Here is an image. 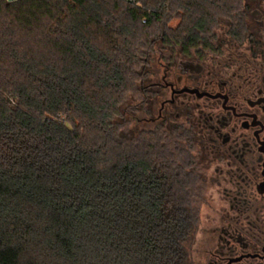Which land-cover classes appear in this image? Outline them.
I'll return each mask as SVG.
<instances>
[{
	"label": "trees",
	"instance_id": "trees-1",
	"mask_svg": "<svg viewBox=\"0 0 264 264\" xmlns=\"http://www.w3.org/2000/svg\"><path fill=\"white\" fill-rule=\"evenodd\" d=\"M236 2L0 0V264H183L163 135L119 129L150 54L203 44Z\"/></svg>",
	"mask_w": 264,
	"mask_h": 264
},
{
	"label": "flooded vegetation",
	"instance_id": "flooded-vegetation-1",
	"mask_svg": "<svg viewBox=\"0 0 264 264\" xmlns=\"http://www.w3.org/2000/svg\"><path fill=\"white\" fill-rule=\"evenodd\" d=\"M204 38L168 57L159 46L153 72L145 60L143 121L186 141L194 189L171 164L183 209L191 196L190 264H264V0H237Z\"/></svg>",
	"mask_w": 264,
	"mask_h": 264
},
{
	"label": "rangeland",
	"instance_id": "rangeland-1",
	"mask_svg": "<svg viewBox=\"0 0 264 264\" xmlns=\"http://www.w3.org/2000/svg\"><path fill=\"white\" fill-rule=\"evenodd\" d=\"M179 21L175 20L173 21L170 26L176 27L178 25ZM160 47H157L156 50H154L152 55V62L153 65L150 66L151 72H153L156 68L155 62L157 60V57L160 56ZM169 49V48H168ZM163 47V51H165ZM173 51V48L171 50H167L165 55L170 56L169 53ZM177 52V50L175 51ZM164 55V56H165ZM164 64H167V59L164 58L162 60ZM145 72V70H144ZM162 73V71H161ZM150 81L155 80V74H150L146 76V81L149 79ZM145 78V76H144ZM149 83V81H148ZM147 84V83H146ZM144 84V86L146 85ZM151 98V93L146 94L142 91V87L137 92H131L127 95V99L124 105V121L121 123L119 132H120V139L124 141L127 144H134L135 142H138L141 140V135L143 134H150L153 133L154 135H157L160 131V126L158 124H151L148 125L143 121L144 118V112H146V100L147 98ZM163 130V129H162ZM165 135L163 138L165 139V143L162 150H159L158 152V158L160 161L164 162H170L175 165L176 169L181 172V174L185 177L186 180H188L190 183L192 181L193 183V189L194 185H197V182L192 179V176L189 175V171L191 169V166L189 165L190 155L186 153L188 151V148L186 146V141L183 137L179 136L180 133L177 130H164ZM163 139V142H164ZM189 175V176H188ZM191 179V181H190ZM201 186V185H199ZM196 189V188H195ZM205 190L203 187L200 188ZM191 196L189 195V200L187 203L184 204L185 209V220L190 228V208H191ZM189 237L184 245V251H183V257L182 262L183 264H190V258L192 252H190L189 248Z\"/></svg>",
	"mask_w": 264,
	"mask_h": 264
},
{
	"label": "built area",
	"instance_id": "built-area-1",
	"mask_svg": "<svg viewBox=\"0 0 264 264\" xmlns=\"http://www.w3.org/2000/svg\"><path fill=\"white\" fill-rule=\"evenodd\" d=\"M8 2L12 3V2H16V1H19V0H7Z\"/></svg>",
	"mask_w": 264,
	"mask_h": 264
}]
</instances>
